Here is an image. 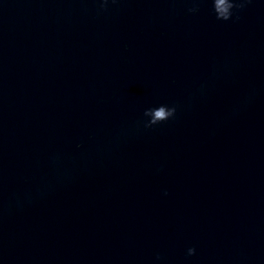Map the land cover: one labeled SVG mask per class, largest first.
<instances>
[{
	"label": "water",
	"instance_id": "95a60500",
	"mask_svg": "<svg viewBox=\"0 0 264 264\" xmlns=\"http://www.w3.org/2000/svg\"><path fill=\"white\" fill-rule=\"evenodd\" d=\"M0 264H264V0H0Z\"/></svg>",
	"mask_w": 264,
	"mask_h": 264
}]
</instances>
